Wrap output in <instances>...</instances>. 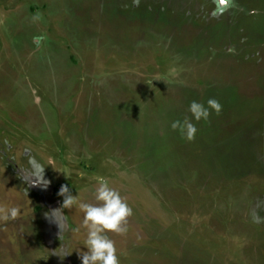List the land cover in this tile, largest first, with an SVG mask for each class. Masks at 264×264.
<instances>
[{
	"label": "rangeland",
	"instance_id": "obj_1",
	"mask_svg": "<svg viewBox=\"0 0 264 264\" xmlns=\"http://www.w3.org/2000/svg\"><path fill=\"white\" fill-rule=\"evenodd\" d=\"M214 8L0 0V264H82L60 190L95 204L98 176L133 210L120 264H264V0ZM209 99L193 141L172 129Z\"/></svg>",
	"mask_w": 264,
	"mask_h": 264
},
{
	"label": "clouds",
	"instance_id": "obj_2",
	"mask_svg": "<svg viewBox=\"0 0 264 264\" xmlns=\"http://www.w3.org/2000/svg\"><path fill=\"white\" fill-rule=\"evenodd\" d=\"M137 3H139V0H137ZM213 3L215 8L210 14L212 18H219L234 6V0H213ZM229 51L232 52L234 49H229ZM210 110H215L219 114L222 105L215 99H209L207 107L203 103L193 101L188 109L191 116L185 117L182 121H174L171 127L173 130H179L183 138L193 141L198 131L196 125L192 122L193 119L196 122L207 121L211 115ZM33 164L35 166L34 161ZM39 174L40 169L37 168L36 175L39 176ZM96 182L94 199L97 203L79 202L76 197L69 194L70 189L65 185L60 190V195L65 197L63 207L69 208L74 204H78L84 212L82 227L86 230L87 235L83 245L86 246L87 251L81 253L82 264H120L115 241L110 239L107 233L114 232L125 235L128 231L126 227L128 217L133 214V210L120 192L110 186L109 180L103 176H98ZM15 216L16 210L14 208L0 209V220L6 222L14 219ZM54 216L60 228L64 231L63 219L55 213ZM58 254L63 258L71 253L65 247L63 253L58 252Z\"/></svg>",
	"mask_w": 264,
	"mask_h": 264
}]
</instances>
